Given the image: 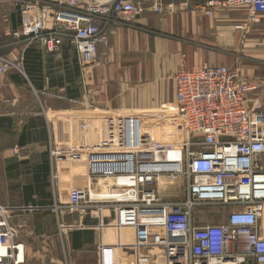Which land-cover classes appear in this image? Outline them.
<instances>
[{
    "label": "built area",
    "instance_id": "1",
    "mask_svg": "<svg viewBox=\"0 0 264 264\" xmlns=\"http://www.w3.org/2000/svg\"><path fill=\"white\" fill-rule=\"evenodd\" d=\"M147 1L153 14L163 12V0ZM12 7L20 18L10 34L15 44L38 43L52 53L66 43L84 68L95 63L99 46L108 44L96 19L132 21L143 12L136 0H14ZM186 8L205 17L240 12L243 45L249 28L264 19V0H196ZM12 69H18L14 62L0 60V82ZM258 87L227 66L178 72L171 129L182 135L181 141L176 135L161 142L146 136L131 145L127 135L143 133L138 118H109L116 120L110 143L85 151L67 145L56 153L83 160L87 171L86 187L69 191L66 212L89 210L94 205L90 190L97 184L101 194L107 192L99 199L113 208V228L123 236L129 231L139 250L153 246L151 214L163 212L162 236L155 241L162 254L150 264H264V109L253 97ZM13 152L18 155L19 148ZM178 188L179 199L158 196L159 189ZM206 208L219 209L224 223L200 226L198 211ZM24 263V245L0 206V264Z\"/></svg>",
    "mask_w": 264,
    "mask_h": 264
},
{
    "label": "crops",
    "instance_id": "2",
    "mask_svg": "<svg viewBox=\"0 0 264 264\" xmlns=\"http://www.w3.org/2000/svg\"><path fill=\"white\" fill-rule=\"evenodd\" d=\"M13 1L0 0L1 14L7 13L0 16L4 36L20 25ZM136 1L143 12L132 21L95 20L108 44L99 46L95 63L86 68L66 43L48 53L38 43L20 41L6 52L23 79L4 78L0 89V206L24 245V264H150L162 254L155 241L143 250L128 247L113 228V208L99 199L97 184L90 190L94 205L68 214L67 195L86 187L87 171L83 160L67 163L56 153L67 146L65 137L81 136L83 143L88 127L101 120L161 116L164 103L175 99L178 72L235 68L229 57L237 37L242 41L231 12L205 17L187 10L186 3L196 0H163V12L156 15L149 1ZM8 90L16 94H2ZM85 145L74 147L85 151Z\"/></svg>",
    "mask_w": 264,
    "mask_h": 264
},
{
    "label": "rangeland",
    "instance_id": "3",
    "mask_svg": "<svg viewBox=\"0 0 264 264\" xmlns=\"http://www.w3.org/2000/svg\"><path fill=\"white\" fill-rule=\"evenodd\" d=\"M1 10V9H0ZM17 13V12H16ZM233 15V18L236 22L233 23L232 26L235 28L233 29L234 33L236 34V31L240 33V30H238L237 27H242L244 25L243 17L240 15V13L237 12H231ZM7 15V13H2L0 11V16ZM4 25L0 24V60L1 59H8L6 52L10 50L11 46L15 43L11 39V36H4ZM248 36H247V44L246 46L242 45L239 42V37L236 39V46L234 47L236 50L235 52L229 57L231 63L230 65L242 70L244 73L243 75L246 78L253 79L255 82L258 83L259 87L258 90L254 94V98L257 104L261 106L262 109H264V19L262 20L261 24L254 26L253 28H249ZM240 43V44H239ZM16 76L19 80L23 79L22 72H20V69H12L8 72V75L4 78H7L9 76ZM3 78V79H4ZM2 79L0 82V89L3 91V85H5V81ZM17 94L19 92H26L29 93L28 90L23 89H15ZM9 93L2 92V94H16L15 92ZM1 93V92H0ZM31 95H35L34 93H30ZM160 109V108H159ZM160 115L158 117L155 116H147L144 117H137V126L138 129L141 126L142 132L139 133L138 136L135 135V137L132 138L131 134L127 135V143L131 145L135 144H141L145 141L146 136L152 141H162L166 138L171 137L170 135H176L174 138L176 141H181L182 135L178 132L173 133V130L171 127L176 124L175 122V109H174V100L171 98L166 101L163 105V107L160 109ZM116 124V120H108L104 119L101 120L99 123L94 124L95 126L91 128L89 126V133L85 136V139L82 141L81 136H73L72 139H68V137L64 138V144L67 145H73V146H88L87 149L89 150H95L99 147L104 146L106 143H110L112 140V134H113V127ZM174 128V127H173ZM141 130V129H140ZM169 135V136H168ZM138 137V138H137ZM137 138V139H136ZM173 138V139H174ZM174 139V142H175ZM83 144V145H82ZM152 144V143H150ZM70 159V158H69ZM66 160L65 162L70 163L71 161ZM83 163V162H79ZM74 166H76V163H73ZM76 168V167H75ZM181 183V181H179ZM83 187V186H82ZM64 196L67 195V192L63 191L62 193ZM106 191L104 190V193L102 192V195H105ZM158 196L164 201V200H175L179 199L182 196V189H170L166 192L159 189ZM65 199H63L64 201ZM222 211H225L226 208H222ZM219 211L217 208H206L198 211V215L201 218V221H199L200 226H206V225H220L223 224L225 221V216L221 214H216ZM212 222V223H210ZM151 225L153 230V236L151 237V241H156V238H160L162 236V230H163V212L162 211H154L151 214ZM124 240L128 243V247H132L133 241L131 240V234L129 231H124ZM122 241V242H123ZM131 244V245H130ZM154 244V242H153ZM133 246H135L133 244ZM136 250H138L136 247H134Z\"/></svg>",
    "mask_w": 264,
    "mask_h": 264
},
{
    "label": "water",
    "instance_id": "4",
    "mask_svg": "<svg viewBox=\"0 0 264 264\" xmlns=\"http://www.w3.org/2000/svg\"><path fill=\"white\" fill-rule=\"evenodd\" d=\"M248 264H252V262H251V261H249V262H248Z\"/></svg>",
    "mask_w": 264,
    "mask_h": 264
},
{
    "label": "bare ground",
    "instance_id": "5",
    "mask_svg": "<svg viewBox=\"0 0 264 264\" xmlns=\"http://www.w3.org/2000/svg\"><path fill=\"white\" fill-rule=\"evenodd\" d=\"M107 193V192H106ZM64 213V212H63Z\"/></svg>",
    "mask_w": 264,
    "mask_h": 264
}]
</instances>
